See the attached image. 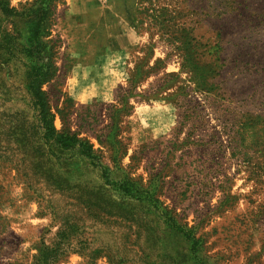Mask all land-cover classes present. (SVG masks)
<instances>
[{
    "label": "rangeland",
    "instance_id": "rangeland-1",
    "mask_svg": "<svg viewBox=\"0 0 264 264\" xmlns=\"http://www.w3.org/2000/svg\"><path fill=\"white\" fill-rule=\"evenodd\" d=\"M35 1L0 0V264H264V0H49L52 139Z\"/></svg>",
    "mask_w": 264,
    "mask_h": 264
},
{
    "label": "trees",
    "instance_id": "trees-1",
    "mask_svg": "<svg viewBox=\"0 0 264 264\" xmlns=\"http://www.w3.org/2000/svg\"><path fill=\"white\" fill-rule=\"evenodd\" d=\"M6 12L10 15L19 14L16 10L6 9ZM26 12H29L30 15L26 14ZM51 13L49 0L40 4L39 1H35L34 4L24 8V11L20 13L24 16L27 15L26 17L32 25L29 31L28 56L34 60L35 64L29 73L28 91L31 95L32 103L38 111L39 120L44 125V135L50 139L55 137V133L48 126L49 114L46 110V100L41 91V86L51 76L53 71L55 72L54 64L51 61L52 56L48 53V48L53 51V47L46 40L51 36ZM46 59L47 61H44Z\"/></svg>",
    "mask_w": 264,
    "mask_h": 264
}]
</instances>
